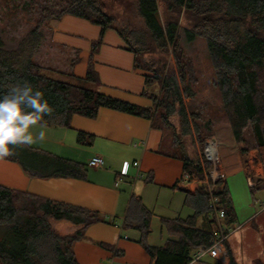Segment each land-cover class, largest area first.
Returning <instances> with one entry per match:
<instances>
[{
    "label": "trees",
    "instance_id": "obj_1",
    "mask_svg": "<svg viewBox=\"0 0 264 264\" xmlns=\"http://www.w3.org/2000/svg\"><path fill=\"white\" fill-rule=\"evenodd\" d=\"M49 1L64 4L49 18L60 19L73 14L101 27L100 36L92 45L86 75L79 77L71 72L68 75L34 61L35 51L44 37L39 26L29 31L14 49L3 47L0 30V97L12 86L29 82L43 91L44 99L52 108L51 113L38 120L46 125L69 127L73 115L96 117L101 107H109L152 119V124L162 130L164 126H171L170 116L177 113L184 127L183 133H191L183 91L190 97L194 91L187 82L188 74L192 75L191 64H183L180 44L183 32L189 42L199 37L206 40L216 69L215 85L244 165H248L252 150H256L264 165V0ZM110 3L122 7L119 26L115 25L118 17L110 10ZM183 20H186L185 24ZM110 28L115 29L135 53V66L146 72L147 87L154 83L161 85V98L144 92L153 100V106H139L99 90L101 80L93 57ZM169 54L174 55V66L166 60ZM77 60L74 57L71 61ZM59 74L66 78L58 77ZM157 107H163L166 112L158 114ZM92 139L93 135L79 131V143H90ZM202 141L204 145L205 140ZM9 147L10 154L0 158L19 163L31 176L86 177L87 169L81 162L31 146ZM171 154L182 158L185 175L202 184L186 198V203L195 210L192 216L163 219L168 232L179 238L169 239L160 247L148 243L151 213L141 197L132 194L124 225L141 231L139 243L149 253L151 264H187L192 251L211 243L217 223L211 214L210 192L205 180V172L211 168V163L199 157ZM221 183L214 193L226 210L224 223L231 225L237 221V214L227 184ZM261 186L264 183L251 185V192ZM103 220L97 211L0 184V264H81L74 245L84 237L88 226ZM254 220L251 218L244 225ZM63 221L74 226V230L62 231L58 224ZM228 241L230 260L227 264H262L260 261H238ZM103 245L112 248L109 244ZM207 259L210 257L199 264H211Z\"/></svg>",
    "mask_w": 264,
    "mask_h": 264
},
{
    "label": "crops",
    "instance_id": "obj_2",
    "mask_svg": "<svg viewBox=\"0 0 264 264\" xmlns=\"http://www.w3.org/2000/svg\"><path fill=\"white\" fill-rule=\"evenodd\" d=\"M78 26L88 30L84 36L75 33ZM50 27V41L68 49L72 58H78L75 63L71 61L70 72L84 77L92 45L98 40L101 27L70 14L54 19ZM93 58L102 93L139 106H152V100L143 95L148 90L146 72L135 66V53L115 29L105 32ZM218 127L220 171L230 192L245 178L249 188V178L253 179L252 182L254 179L264 180V165L259 161L256 150L249 153V166L244 165L230 123ZM30 131L34 139L40 131L45 133L44 140H36L31 147L85 164L86 177H34L19 163L0 158V184L99 212L104 220L88 226L84 237L74 245L81 264H120V258L127 255L129 258L125 264H151L149 253L139 243L141 231L124 225L133 193L141 197L151 213L147 239L152 246L160 247L169 239L179 238L168 232L163 219H185L195 213L186 203V198L188 194L195 193L199 182L196 178L186 177L182 158L165 148L164 130L154 126L152 119L101 107L96 117L73 115L69 127L37 121ZM79 131L93 135L92 141L79 143ZM95 155H100L104 161L99 168L88 164ZM232 203L235 207L233 198ZM257 215L250 216L256 218ZM62 224L68 226L66 223L58 225ZM138 247H142L144 252Z\"/></svg>",
    "mask_w": 264,
    "mask_h": 264
},
{
    "label": "rangeland",
    "instance_id": "obj_3",
    "mask_svg": "<svg viewBox=\"0 0 264 264\" xmlns=\"http://www.w3.org/2000/svg\"><path fill=\"white\" fill-rule=\"evenodd\" d=\"M61 3L54 4L49 0H0V30L3 47L5 49L16 48L29 31L39 26L44 37L41 45L35 51L34 61L41 66L69 74L72 53L70 54L68 49L60 48L50 41V25L55 18H49V16L63 8L64 4ZM109 5L110 10L118 17L115 25L119 26L122 23V19L120 20L121 12L123 13L122 7L111 3ZM185 22L186 20H183L184 24ZM87 31L80 26L75 28V33L80 36H84ZM180 38V44L183 47V64L186 65L189 62L192 67V75L188 74L187 82L194 91V95L187 96L183 91V102L191 133H183L184 127L177 113L170 116L171 126H164L163 128L167 144L165 148H169L170 152L173 153L199 157L204 160L202 140H206L210 136L217 137L219 135L218 126L225 124L227 119L222 107L219 90L215 85L216 69L213 66L206 40L199 37L193 42H189L185 39L183 32H181ZM166 60L171 66L176 63L172 54L166 56ZM58 77L66 78L62 74H59ZM147 94L148 96H154L155 94L161 98L163 96L161 85L154 83L148 86ZM143 95L147 97L144 93ZM153 104L152 100V106ZM177 106L179 109L180 106L178 104ZM160 111L166 112L163 107H157L158 114H160ZM157 123L162 124L161 121ZM223 134L225 135L224 132ZM82 155H85V153L82 152ZM247 164L249 166V161ZM245 179L232 188L230 192L237 213L236 222L244 224L246 223L244 221L251 218V214L258 215L253 222L244 225L234 235L230 236L228 244L238 261L244 263L260 261L264 264V186L255 188L251 192V189L246 186ZM205 180L207 182V179ZM261 181L264 180L254 179L255 183ZM246 217L248 218L244 220ZM62 223L66 222L63 221ZM59 226L65 232L74 230L69 225L62 224ZM138 250L144 252L142 247H138ZM120 257H117V259ZM128 258L129 255L125 258L121 257L122 263L120 264H125ZM207 260L211 264L221 263L217 259L210 258ZM229 260L230 256L228 262ZM221 264H225V262Z\"/></svg>",
    "mask_w": 264,
    "mask_h": 264
},
{
    "label": "clouds",
    "instance_id": "obj_4",
    "mask_svg": "<svg viewBox=\"0 0 264 264\" xmlns=\"http://www.w3.org/2000/svg\"><path fill=\"white\" fill-rule=\"evenodd\" d=\"M51 112L41 89L29 82L12 86L0 97V156L10 154V145L31 146L36 140L43 141V131L34 139L30 129L41 116Z\"/></svg>",
    "mask_w": 264,
    "mask_h": 264
},
{
    "label": "built area",
    "instance_id": "obj_5",
    "mask_svg": "<svg viewBox=\"0 0 264 264\" xmlns=\"http://www.w3.org/2000/svg\"><path fill=\"white\" fill-rule=\"evenodd\" d=\"M213 146L215 149L212 148ZM202 154L203 157L211 163V168L205 172V178L207 179L208 190L210 192L211 214L216 218L217 223L214 238L211 243L207 246L197 248L187 264H199L207 257L217 259L219 262H225L226 264L229 258L226 240L242 228L245 223L235 222L231 225L224 223L226 210L221 207L219 197L214 193L218 189V186L220 184L222 185L221 181L224 182V174L220 171L219 146L215 136H210L205 140L202 147ZM103 163V158L100 155L93 156L88 162L89 166L94 168L101 167ZM186 177L189 176L186 175ZM251 179L252 178H249L250 184L254 185L255 183L252 182Z\"/></svg>",
    "mask_w": 264,
    "mask_h": 264
},
{
    "label": "water",
    "instance_id": "obj_6",
    "mask_svg": "<svg viewBox=\"0 0 264 264\" xmlns=\"http://www.w3.org/2000/svg\"><path fill=\"white\" fill-rule=\"evenodd\" d=\"M201 184H202V182H199V183H198V185H201Z\"/></svg>",
    "mask_w": 264,
    "mask_h": 264
},
{
    "label": "bare ground",
    "instance_id": "obj_7",
    "mask_svg": "<svg viewBox=\"0 0 264 264\" xmlns=\"http://www.w3.org/2000/svg\"><path fill=\"white\" fill-rule=\"evenodd\" d=\"M212 148H213V149H215V147H214V146H213Z\"/></svg>",
    "mask_w": 264,
    "mask_h": 264
}]
</instances>
